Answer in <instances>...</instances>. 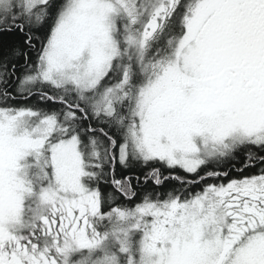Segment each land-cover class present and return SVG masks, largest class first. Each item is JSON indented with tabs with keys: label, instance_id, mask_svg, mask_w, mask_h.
Segmentation results:
<instances>
[{
	"label": "snow or ice",
	"instance_id": "snow-or-ice-1",
	"mask_svg": "<svg viewBox=\"0 0 264 264\" xmlns=\"http://www.w3.org/2000/svg\"><path fill=\"white\" fill-rule=\"evenodd\" d=\"M0 264H264V0H0Z\"/></svg>",
	"mask_w": 264,
	"mask_h": 264
}]
</instances>
